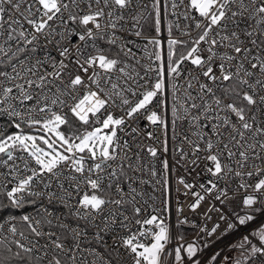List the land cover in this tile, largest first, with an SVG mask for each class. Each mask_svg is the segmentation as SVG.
Here are the masks:
<instances>
[{"label":"snow or ice","instance_id":"obj_1","mask_svg":"<svg viewBox=\"0 0 264 264\" xmlns=\"http://www.w3.org/2000/svg\"><path fill=\"white\" fill-rule=\"evenodd\" d=\"M0 264H264V0H0Z\"/></svg>","mask_w":264,"mask_h":264},{"label":"built area","instance_id":"obj_2","mask_svg":"<svg viewBox=\"0 0 264 264\" xmlns=\"http://www.w3.org/2000/svg\"><path fill=\"white\" fill-rule=\"evenodd\" d=\"M185 214L187 215L188 213L186 212ZM189 239H191V235L189 236Z\"/></svg>","mask_w":264,"mask_h":264},{"label":"rangeland","instance_id":"obj_3","mask_svg":"<svg viewBox=\"0 0 264 264\" xmlns=\"http://www.w3.org/2000/svg\"><path fill=\"white\" fill-rule=\"evenodd\" d=\"M191 235V233H189V236Z\"/></svg>","mask_w":264,"mask_h":264}]
</instances>
